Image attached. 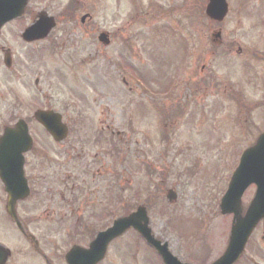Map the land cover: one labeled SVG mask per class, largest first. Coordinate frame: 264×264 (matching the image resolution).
Listing matches in <instances>:
<instances>
[{"label": "rangeland", "instance_id": "374dc122", "mask_svg": "<svg viewBox=\"0 0 264 264\" xmlns=\"http://www.w3.org/2000/svg\"><path fill=\"white\" fill-rule=\"evenodd\" d=\"M83 1L88 4L79 2L69 13L64 8L68 0H53L49 14L58 22L53 39L65 44L62 52L52 48L58 55L41 51L38 57L28 55L32 50L19 40L18 33L35 13L25 14L0 33V47L11 49L15 63L11 69L0 65V127L8 111L14 112L8 102L13 94L21 103L19 114L28 118L40 94L53 97L52 102L65 98L84 102L85 98L78 109L86 118L85 127L98 130L107 125L121 133L124 163L120 175L129 182L130 166L139 180L145 173L149 181L148 190L145 184H133L130 189L121 182L120 205L128 209L135 197L146 198L152 232L173 243L174 249L175 240L184 247H196L205 237L213 246H224L231 221L213 215L241 152L264 131L259 88L264 66L249 62L248 56V50L264 53V0H227L230 13L218 24L204 15L207 0ZM238 3H242V12L237 11ZM86 13L91 15L82 25L80 17ZM218 29L220 47L211 42V34ZM101 31L113 35L107 48L97 42ZM35 46L38 50L47 48L46 43ZM238 47L244 52L241 57L235 53ZM71 48L76 59L68 65L65 57ZM1 58L0 53V63ZM245 61L253 71L245 68ZM202 66H206L204 71ZM186 71L190 81L212 75L216 86L210 81L201 83L197 90L187 81L182 86ZM9 88L13 90L10 94ZM33 170L34 166L28 169L31 176ZM169 189L178 194L177 205L167 203ZM253 191L250 187L243 195L244 206ZM102 202L104 206L111 204ZM32 208L25 203L19 210L25 209V216L31 210L34 215ZM113 215H105L93 227L110 225ZM7 219L0 205V239L19 251L12 250L8 264H37L33 251L17 243L20 238ZM31 223L35 234L40 223L37 219ZM102 264L161 263L134 233H128L110 247Z\"/></svg>", "mask_w": 264, "mask_h": 264}, {"label": "flooded vegetation", "instance_id": "af4514ba", "mask_svg": "<svg viewBox=\"0 0 264 264\" xmlns=\"http://www.w3.org/2000/svg\"><path fill=\"white\" fill-rule=\"evenodd\" d=\"M54 4L53 0H28L25 14L30 12L35 13L37 16L39 13H52ZM77 7L78 2L76 1L71 5L68 3L66 9L68 8L69 11H73ZM237 7V11L242 12V3H238ZM36 16H34L32 21H34ZM56 29L54 28L52 33ZM107 34L111 42L113 35ZM61 46L63 48L65 44L62 43ZM220 46H222L221 41L217 44V47ZM70 50L72 52V48ZM71 52L66 54L65 57V62L68 65L73 59ZM0 53L2 57L7 55V60L9 61L11 60L10 55L14 57L11 49L8 48L4 49L0 47ZM235 53L240 57L244 54L240 47L236 49ZM211 56H213V53H211ZM248 56L249 62H258L264 66V53L256 54L248 50ZM208 65H210L209 62ZM243 65L248 70V61H245ZM10 67H12V63ZM204 69H206V66L201 67V71H204ZM248 71H253V69L249 68ZM253 75L252 73L251 76ZM186 76L187 72L184 75L182 86L186 81L188 86L195 90L200 88L201 83L207 81L216 86L212 75L194 77L191 81V77L188 78ZM34 84L36 86L39 85L38 79L34 81ZM259 88L263 96L264 81L262 88L261 86ZM11 91L13 90L7 89L9 94ZM40 95L34 102L36 104L34 110H52L59 113L61 121L67 127V134L59 142L46 133L42 140L40 139L41 134L35 133L32 136V149L24 154V172L30 191L28 199H33L32 209L37 221L40 223V230H37L35 234L33 233V224L31 222L35 218L29 217L30 213L25 216L24 213H27V211L24 209L21 210L23 215L18 212L21 227L18 231L32 246L37 258V264H67L65 256L70 249L76 246L87 248L95 235L100 230H103L93 231L89 228V223L100 222L106 215V209L102 200L111 201L117 216H121L119 196L121 183L120 166L122 163L119 157L121 138L119 131L110 129L108 126L106 127L108 131L107 136L102 133L104 131L103 128H100L99 131L85 128V120L78 112V109L82 107V102H73L71 98L62 99L60 102H52L53 97H48L47 95H42L41 97ZM8 102L10 104L9 108H12L14 112L12 113L9 110L4 117L0 127V135L5 129L14 127L17 120L23 118L18 111V108L21 109L18 97L13 94L11 101ZM25 120L30 127L34 126V128L43 130L38 123L33 122L32 117H27ZM53 147L55 148L53 149ZM30 158H33V160L31 161ZM104 158L108 159V161H105ZM30 166H34L32 176L30 171H28ZM129 173V182L127 183L130 189H132L133 184L136 187L145 184L147 190L149 189L150 185L149 181L146 180L145 173L141 180H138L137 172H133L132 167H130ZM38 183L44 185L39 187ZM0 187V203H5L7 197L1 182ZM177 195L175 196L176 203L178 200ZM137 198L142 199L141 205L145 206L148 213L151 212L148 200L143 196H139L132 200L133 205L129 207V210L125 214L136 210L138 206ZM47 226L50 228H47ZM261 228H264L263 224ZM128 233L134 232L129 231ZM134 234L149 250L153 251L144 240L136 233ZM58 235L60 239L57 238ZM120 239H116L112 244ZM160 240L162 243H166L168 251L181 264H211L226 249V245L213 246V242L207 237L203 238L202 242L196 245V247H184L179 243V240L174 239L177 243L175 249L173 248V243H170L166 238ZM225 243H227V239ZM133 250H136L135 246ZM107 258L108 255L100 264L104 263ZM234 264H264V229L255 231L252 234L243 254Z\"/></svg>", "mask_w": 264, "mask_h": 264}, {"label": "water", "instance_id": "95a60500", "mask_svg": "<svg viewBox=\"0 0 264 264\" xmlns=\"http://www.w3.org/2000/svg\"><path fill=\"white\" fill-rule=\"evenodd\" d=\"M26 2L27 0H0V29L5 23L21 16ZM226 11L225 0H209L206 13L211 19L221 21ZM53 25L52 19H40L25 31L23 38L27 41L44 38ZM99 40L107 43L104 34L99 36ZM34 117L54 136L63 134L58 115L37 112ZM18 126V130H5L0 139V176L4 180L6 171L17 172L19 181L22 183L16 187L17 189L7 188L9 193L7 211L11 216H13L16 201L27 194L25 180L22 176V161L19 165H11L13 159L21 160V154L30 147L26 126L21 123ZM11 152L16 153L17 156L10 155ZM251 184L256 186V192L244 211L241 197ZM168 198H173L171 193ZM220 211L222 215L233 214V219L227 250L215 264H232L242 253L252 230L260 220H264V132L258 136L251 147L241 154L238 167L232 174L227 191L220 202ZM130 228L137 231L147 243L157 249L165 264H179L167 252L166 245H161L151 234L144 209L115 220L112 227L97 235L88 249L73 248L67 254L66 262L68 264H98L104 258L109 243L122 236ZM7 255L6 250L0 247V264H4Z\"/></svg>", "mask_w": 264, "mask_h": 264}]
</instances>
